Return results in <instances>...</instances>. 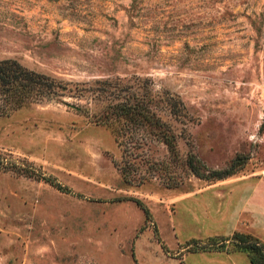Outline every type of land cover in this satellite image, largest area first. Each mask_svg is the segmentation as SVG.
<instances>
[{
  "label": "rangeland",
  "instance_id": "rangeland-1",
  "mask_svg": "<svg viewBox=\"0 0 264 264\" xmlns=\"http://www.w3.org/2000/svg\"><path fill=\"white\" fill-rule=\"evenodd\" d=\"M1 57L71 81L143 77L187 115L157 101L165 124L126 146L65 103L85 95L1 113L0 264H189L231 234H209L226 223L221 179L227 221L264 241V0H0Z\"/></svg>",
  "mask_w": 264,
  "mask_h": 264
},
{
  "label": "trees",
  "instance_id": "trees-1",
  "mask_svg": "<svg viewBox=\"0 0 264 264\" xmlns=\"http://www.w3.org/2000/svg\"><path fill=\"white\" fill-rule=\"evenodd\" d=\"M90 99L86 104L65 102L76 111L83 110L85 115L95 122L104 124L113 134L118 145L142 142L138 135L139 128L163 126L154 106L157 101L164 102L166 109L174 118L177 114L187 115L183 102L176 93L152 90L146 78L132 77H97L90 81L64 80L50 73L27 67L14 57L0 58V114L8 113L28 101L41 97L61 99V96ZM162 141L169 139L163 131L158 130ZM3 167L12 166L10 162L0 161ZM188 168L199 176L201 173L186 159ZM123 172V170H122ZM230 171H216L217 178L224 177ZM135 201L139 202L136 198ZM218 247L226 250L243 251L251 264H264V241L249 233L233 230L228 237L212 240Z\"/></svg>",
  "mask_w": 264,
  "mask_h": 264
},
{
  "label": "crops",
  "instance_id": "crops-1",
  "mask_svg": "<svg viewBox=\"0 0 264 264\" xmlns=\"http://www.w3.org/2000/svg\"><path fill=\"white\" fill-rule=\"evenodd\" d=\"M224 180L221 179L218 182H214L212 184H217L218 186V190L220 192V194H222V197H220V215L226 219V223H224V229L218 230V229H211L209 231V234L211 233H218V232H227V231H233V230H238V223L237 221L232 222V221H227V216L225 213V209H226V202H227V194H226V189L224 187ZM237 183L235 186V188L238 187ZM246 186V185H244ZM244 186H241V188H244ZM251 188H249V194L246 196L244 195L242 197V202L247 200V204L249 205V207L252 206L253 202L252 201V192L254 187L253 185H250ZM246 196V197H245ZM239 198V195H236L235 198V203H237ZM241 202V203H242ZM246 202V201H245ZM248 207V206H247ZM222 209V210H221ZM186 246V245H185ZM160 248V247H159ZM184 248L183 246H177V249L174 250L172 253H176V252H180L181 249ZM183 250V249H182ZM161 254H164V251L162 250V248H160ZM176 254L179 255V254ZM181 254V253H180ZM193 257H191L193 260L191 261V263L189 264H251L250 261L248 260L247 255L240 250H226L225 248H220V249H204V250H195L193 251ZM176 256H170L171 258H169L171 261L169 263H173L174 260H181L183 261L184 259H187V254L182 253V255L180 256V258L176 257ZM169 257V256H168ZM180 261V262H181ZM179 261H177V263H180Z\"/></svg>",
  "mask_w": 264,
  "mask_h": 264
}]
</instances>
